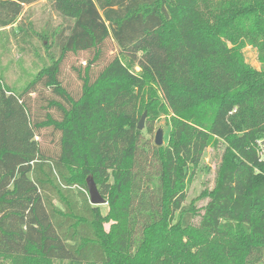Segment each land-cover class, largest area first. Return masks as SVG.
Segmentation results:
<instances>
[{
	"label": "trees",
	"instance_id": "1",
	"mask_svg": "<svg viewBox=\"0 0 264 264\" xmlns=\"http://www.w3.org/2000/svg\"><path fill=\"white\" fill-rule=\"evenodd\" d=\"M38 1L0 0V35L22 32L28 52L35 36L56 44H44L49 56L19 94L0 78V257L264 264V0H50L63 24L42 33L24 20ZM108 41L119 55L93 81ZM247 46L261 70L245 61ZM83 52L94 57L79 70L76 99L60 74L69 54ZM39 83L63 99L49 101L61 119L48 109L34 119L26 97ZM144 113L149 134L169 117L167 146L138 129ZM46 128L59 135L51 156L37 141ZM220 144L215 187L203 192L209 202L194 228L188 184ZM90 176L106 214L90 202Z\"/></svg>",
	"mask_w": 264,
	"mask_h": 264
},
{
	"label": "rangeland",
	"instance_id": "2",
	"mask_svg": "<svg viewBox=\"0 0 264 264\" xmlns=\"http://www.w3.org/2000/svg\"><path fill=\"white\" fill-rule=\"evenodd\" d=\"M50 0H39L31 6L25 7V26L30 27V23L34 24L35 31L38 33L44 32L47 28L49 30L55 29L63 24V18L57 13H52ZM7 30H10L9 28ZM6 32V33H5ZM17 32V38L11 31H4L3 35H0V78H4L7 85L12 90L19 94L22 89L27 88L28 84L35 79L37 73L43 67V59L48 58L49 52L45 48L51 46V50L55 51V43L53 38L48 40L41 39L35 36L32 38L33 52H28L23 49L22 45L19 47L18 43L24 35L22 32ZM1 34V33H0ZM20 38V39H19ZM17 39H19L17 41ZM38 50L41 53L38 54ZM36 51V53H34ZM118 45L114 41H108L106 48H104V54L102 59L93 67L91 71V78L94 81L102 69L117 55H119ZM93 53L83 52L79 55L69 54L62 66L60 80L62 85L68 92L76 99L82 94L83 80L79 70L83 71L89 60L93 59ZM245 61L249 66L256 70H261L262 64L259 60V54L256 48L247 46L244 49ZM135 70L140 71L139 68ZM30 96V97H29ZM26 97V101L30 104L34 119L40 121L45 120L46 111L49 110L50 114L55 119L62 118V112L55 108L49 109V101L54 99L63 103V99L58 96L52 95V91L39 85L32 91V93ZM147 118L145 120V126ZM159 130L164 133V141L162 146H167L169 141V117H163L155 126L151 134L145 132V138L152 144H155V138ZM53 128L43 129L41 136L37 138L39 146L44 153L51 156L58 152L55 142L52 136ZM59 135L56 134L58 140ZM264 141L261 143L263 144ZM225 151V145L220 144L217 148L211 146L204 156L203 167L196 172L193 180L188 184L187 189V205L193 204L196 209L197 215L192 219V225L194 228H199L200 223L205 213V208L209 202V199L203 196L205 190L211 191L215 187L217 173L222 161V157ZM75 176V173H74ZM77 179H80V173L77 174ZM104 214L108 213V205L101 207ZM113 222L105 224V229L109 232ZM149 264H157L158 259L147 257ZM0 264H45L43 260L22 259L15 257H0ZM49 264H68V263H49Z\"/></svg>",
	"mask_w": 264,
	"mask_h": 264
},
{
	"label": "water",
	"instance_id": "3",
	"mask_svg": "<svg viewBox=\"0 0 264 264\" xmlns=\"http://www.w3.org/2000/svg\"><path fill=\"white\" fill-rule=\"evenodd\" d=\"M146 118H147V113H144L139 122L138 129L140 131L144 130L145 128ZM163 141H164V133L162 130H159L155 138V144L160 147L163 145ZM263 145H264V142H263ZM87 187L89 191L90 202L93 206L107 205V200L100 194L98 186L91 176L87 179Z\"/></svg>",
	"mask_w": 264,
	"mask_h": 264
}]
</instances>
